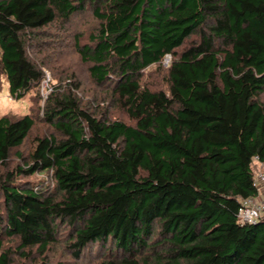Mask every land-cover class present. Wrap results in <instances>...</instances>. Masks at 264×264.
Listing matches in <instances>:
<instances>
[{"label":"trees","instance_id":"trees-1","mask_svg":"<svg viewBox=\"0 0 264 264\" xmlns=\"http://www.w3.org/2000/svg\"><path fill=\"white\" fill-rule=\"evenodd\" d=\"M87 10L98 26L77 52L130 122L99 99L82 107L77 82L51 89L42 119L58 137L0 171V264L3 235L44 254L60 225L76 258L109 243L99 264H264V220L236 223L257 195L252 159L264 165V0H0L13 99L45 79L30 57L39 33ZM166 57L167 89H151L145 71ZM34 124L0 118V168ZM40 173L52 188L19 180Z\"/></svg>","mask_w":264,"mask_h":264},{"label":"rangeland","instance_id":"rangeland-1","mask_svg":"<svg viewBox=\"0 0 264 264\" xmlns=\"http://www.w3.org/2000/svg\"><path fill=\"white\" fill-rule=\"evenodd\" d=\"M98 22L93 18L89 10L72 17L70 23L66 26L52 25L43 29L39 33V41L35 42L34 49L30 52V57L35 64L42 67L45 79L39 87L32 88L21 99H13L9 95L6 79L0 74V118L8 117L18 119L25 115H31L35 124L26 138L23 145L10 153L9 160L0 171L12 170L15 167L24 166L33 151L36 139L44 136L58 134L42 119V107L46 96L53 87H62L69 82H77L80 86L77 97L80 99L82 107L87 108L96 99L101 100V109L109 112V116L130 122L128 117L113 104L108 103V97L105 96L107 87H99L93 81L89 73L90 65L84 63L76 49V43L81 46L89 45V35L96 31ZM190 41H197L194 36ZM158 66H152L145 71L143 83L154 90H166L165 71L170 62ZM71 84V83H70ZM108 86V85H107ZM103 98L106 102H102ZM264 102V94L260 97ZM5 169V170H4ZM19 180L33 184H43L41 186L53 187L51 175L47 173L35 174L33 176L22 177ZM1 212V209H0ZM68 226L60 225L57 233V240L51 244L47 252L42 254L37 247L32 250H25V255L18 253V239L2 236L3 249L11 254V264H99L101 256L106 255L109 243L103 249L98 244L91 246L83 251L78 258L74 257L72 249L69 248Z\"/></svg>","mask_w":264,"mask_h":264},{"label":"built area","instance_id":"built-area-1","mask_svg":"<svg viewBox=\"0 0 264 264\" xmlns=\"http://www.w3.org/2000/svg\"><path fill=\"white\" fill-rule=\"evenodd\" d=\"M169 58L164 59L165 64L168 63ZM252 163L255 166L253 169V185L256 188L257 195L253 198L240 200V207L236 215V223L239 225H251L264 220V165L259 162L257 157L252 159Z\"/></svg>","mask_w":264,"mask_h":264}]
</instances>
